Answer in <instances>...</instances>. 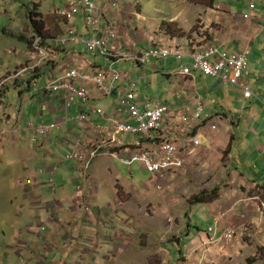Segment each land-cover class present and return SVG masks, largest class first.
Returning a JSON list of instances; mask_svg holds the SVG:
<instances>
[{
    "label": "crops",
    "instance_id": "0c3cea01",
    "mask_svg": "<svg viewBox=\"0 0 264 264\" xmlns=\"http://www.w3.org/2000/svg\"><path fill=\"white\" fill-rule=\"evenodd\" d=\"M214 2L215 0H180L176 2L175 8L173 6L169 8L171 14L169 16H163L161 20L153 18L155 14L150 9V7L147 9H141L145 19L132 20L126 31L121 30L119 32V41L124 47L135 49H138L142 45H147L148 42L146 41L148 39H152L155 42L162 41L161 44H179L187 48V34L191 32L197 25H201V23H199V16L205 15L209 19L212 18L215 21H222L224 23V32L222 33L221 30L217 31L215 33L214 39L223 43L225 45V49H227L229 53L234 52L239 45L245 44L247 40L251 48V43L255 41V38L250 33L251 30L259 26V24L264 26V23L260 22V18L254 14L256 17L255 21L243 19L241 14L248 11H243V13H240L237 6L233 5V3L236 2L235 0H216V6L221 5L222 12H218L217 9H209L206 7L212 6ZM228 3L231 5L230 8L227 6ZM260 9H262L260 8V5H257L256 11ZM176 11L179 12L178 15L174 14ZM233 16H236V18L233 19ZM171 22L177 23L178 25V28L175 30V36H171L168 33L173 29V27L165 28L167 24ZM192 36L194 35L192 34ZM203 39L204 38H201L200 40L202 41ZM261 42L263 56L262 60L261 62L257 63V66L253 65L254 73L250 74L249 76H251V79L247 80L250 88L253 89L254 93L256 94L255 97L262 96L260 93L264 91V70L257 73L255 72L259 64L261 69L264 67V39H262ZM18 48H23V46L20 45ZM23 49H25V47ZM86 53L87 52L85 51V48L79 46L77 43H68L65 47V50H61L57 55L58 57L51 64L47 63L37 75L46 74L45 76H47L51 74L60 76V74L62 75L65 71H67L69 68L68 65L74 63H77V65L83 63H94V65L87 66L86 72L92 74L97 73L99 68L96 65L101 64V59L99 58V60L98 58H95V56H90L91 58H88L87 54L89 53ZM11 57L22 60L26 56L25 52H23L22 55H13ZM11 64H13L12 60H10V65ZM154 66L158 67L159 74L168 78L169 81H171L173 78H176L177 80L173 87L165 89L164 98L158 97L167 101L172 110L176 113L180 109H187L189 104L192 105L193 85L191 84L190 80L187 81L185 77L170 74L180 67V63L176 60H164L160 63H154ZM123 73H125L123 81H126V77H128L127 80H130L129 73ZM197 75L198 73H196V76ZM43 78L44 76L39 79V82H42ZM143 79L146 78L141 77L135 81H138L139 83V81H143ZM89 85L94 88L92 84ZM223 87L225 86L218 85L214 90H212V92L215 94H218L219 92L221 93ZM231 88V86H227L222 90L226 98H234L235 94L231 95ZM22 89L23 87L20 83L10 84L4 94H1L0 98V102L3 104H8L9 102L7 101L15 104L11 105L12 108L9 107L7 109H5L4 105L0 106V155L8 157L12 162H15L16 160L20 161V157L22 156V146L20 145L22 140L21 135L30 134V141L32 137V132L26 129L25 124H19L17 126L14 122V117L17 115L18 111V109L15 107L19 108V104L21 103L22 109L24 108V110H26L28 105L32 103L20 102L17 99V94H19ZM177 92H181L184 95V98L177 99V97H175V93ZM94 94L95 96L92 99L95 101L93 103L99 107H103L100 105L101 101L105 99L103 95L100 93ZM148 97L150 96H144L142 98V102ZM21 100L26 101L27 98H22ZM75 105L77 107L80 106L77 101ZM104 108L111 115L117 113L116 105L108 103ZM241 110L242 107L238 112L239 119H242L243 113ZM217 113H220L222 116L223 112ZM61 116L63 117L60 96H55L50 98L46 104L38 103V100H35L31 107L30 120L27 121H33L37 124H42L54 119H59ZM88 116L90 122H102V124H105L97 117L96 114L88 113ZM226 117L227 114L225 118ZM24 118L26 117L24 116ZM228 118L230 117H227V119ZM233 119L235 120V122L233 121L235 124L231 126H237L239 122L236 121L235 117ZM68 125L71 126V129L67 130L64 134L58 133L61 132L63 127L59 131L55 132L52 138H50L49 141L45 143L44 149L42 151L35 150L31 143L29 144L30 146L28 149L30 150L26 155L28 157V162H33V166L35 168L34 171L28 175L25 181L20 183L21 188L19 190V194L15 197V199L17 198L16 201L12 200V195L17 194V192L14 191L16 186L14 183L15 177L13 171L10 168H2L0 166V213L2 214V221L3 216L6 215L8 209L12 210V208L16 207L18 213H20L23 207H25L24 205H20V201H25L27 202L28 206L26 210H37L39 212L38 216L44 217L47 220L48 228L50 230V232L44 234V237H40L38 235L40 232V227L36 230V232H33L32 229L34 226L30 223H27L28 220H25V223L22 225V232L18 235H15V244L12 247L13 249L17 247L16 254L19 257L21 252L28 248V240H30L31 244L36 242L40 246L38 250L33 251L32 255L28 257V264L31 262V264H41V250H48L51 253L53 251L51 248L52 245L58 249L59 239L62 241L66 239H73L77 241L78 237L71 234L72 229H75L76 226H78V228L80 227L77 219L84 217L86 222H88L86 223L87 226L92 228L91 226L93 222L98 223L99 221V224H102L103 218H109L111 211H114L113 213L117 214L122 210L121 208L123 206L128 205L123 203V200H121L123 195L122 192H124L126 189L122 186L121 176L114 169V161L110 158L106 156L99 157L92 164L89 171V178L87 180L82 179L79 181L80 177L78 172L80 171V167L78 165H69L67 168L64 166V157H61L59 153H67L69 145L75 141L80 128V125L74 121H70L65 126ZM190 126H194L192 128V132L198 134L199 137L201 134L211 131L209 128H196L195 124ZM229 129L230 145L228 148L222 146V142L218 139V137L214 139L213 143L215 148L220 149V152H218L219 155L217 157L214 155L213 157L210 156L208 153L209 150L202 148L201 144V146L198 147L194 153L185 154L186 164L184 169L180 170L179 172H170L166 177L168 183H174L176 186H184L183 190L189 193V199L187 202L188 206L191 204L204 203L206 204L207 209H210L211 212L215 213L214 218H219V222L217 224L213 223L207 227V234L199 236V240L202 242H216L217 244L221 245L219 248L220 253L221 249L224 248V245L227 244L221 239L222 233L227 227L233 226L237 231L235 243L238 242L240 245V254L245 255L244 247L248 244L246 239L247 236L245 235H247L248 232L253 229H261V236L259 235V237L264 241V148H262L264 143L262 142L261 144H257V138L251 139L256 143L255 146L257 147V150H259V153H262L261 156L258 155L256 158L251 156L248 161L241 160L243 163L235 164V159L231 158V149L233 147L231 144L235 140L236 136L233 134L230 127ZM254 132L257 131L254 129L253 133ZM262 132L263 131L261 129L257 133L262 134ZM189 134L190 133L185 131L183 127H180L178 121L175 120L173 124L169 125V128L165 126L164 130L161 131L157 136L161 138L167 137L175 144H180ZM86 136L90 142H93L96 139V136L90 130L86 132ZM49 144L52 145V148L49 147ZM108 160L113 162H109L106 169L104 164ZM41 167L46 168V173L38 174L37 170ZM101 167L105 173H101ZM53 168L56 170L55 176L57 183V191L54 194L47 185L49 171H51ZM23 170H28V167L23 168ZM207 172H211L210 182L208 183H212V187L208 190L205 188L204 190L212 194V198L205 202H192V195L203 190L202 180ZM94 174H105V176L110 179L115 187H117V184L119 185L117 187V199L114 200L115 205L112 206V204H110V208L107 207L111 211L100 205L102 206V209L105 210V214H103V210L99 206L94 205V208H97L96 214L92 209L93 202L96 200L94 193L99 189L97 177ZM28 181H31V183L28 184ZM68 183H70L72 187L69 195H67L66 191V186ZM79 185L81 190L91 198V203L88 207L81 205V203L78 204L73 197ZM215 188L218 189H216V191L213 193L212 190ZM59 194H64V197L61 198V201L57 199V195ZM53 200L57 202V208L56 206L51 205ZM115 206H117V208H115ZM125 209L126 213L129 214L130 212L128 208L126 207ZM66 211H69L72 214L74 221H71L70 217H68V223L63 224L61 221L57 220V218H63V214H66ZM59 215L61 216L58 217ZM19 216L24 218L22 213ZM74 222L75 225L71 227V230L68 231L65 229L63 232V226H71ZM197 226L199 227V225ZM211 227L215 230L210 231ZM112 240L113 237H107V243H112ZM88 241L92 242L93 237H88ZM114 250L117 253L122 252L117 244L114 246ZM243 258L244 260L248 261V257L243 256Z\"/></svg>",
    "mask_w": 264,
    "mask_h": 264
},
{
    "label": "rangeland",
    "instance_id": "374dc122",
    "mask_svg": "<svg viewBox=\"0 0 264 264\" xmlns=\"http://www.w3.org/2000/svg\"><path fill=\"white\" fill-rule=\"evenodd\" d=\"M52 1L24 0V5H21L20 2L18 6H15V4H11V0H0V47L9 45L12 48L9 50L10 57L7 58V62L13 61L10 67H14V64L19 63V59L12 58L11 56L22 55L23 53V49L18 48L21 43L14 41L13 35L18 32L26 38V29L28 28V24L31 23L27 19L28 15H30L28 11L33 7V11L37 12L35 17L38 14L43 15L47 22L50 23L52 15L47 13V11ZM134 1L130 0V2ZM148 1L139 0V3L146 9L151 4ZM153 1H157L155 2L158 5L156 8L157 13H160L162 16H169L171 14L169 8L171 6L175 8L176 2L180 0ZM235 1L233 5L237 6L240 13L248 11V3L245 0ZM17 2L19 1H14V3ZM257 2H259L262 9L256 11V16L260 18L261 23H264V0H257ZM229 5L228 3L227 6ZM62 6L65 7L66 4L63 3ZM174 14L178 15L179 12L176 11ZM250 33L255 38V41L251 43L252 55L249 61V72L253 74V65L257 66V63L261 62L263 57L261 41L264 39V26L259 24ZM21 42L25 41L22 40ZM1 51L4 53V50ZM87 56L91 58L90 56H93V54H87ZM99 58L101 61L106 62L103 57ZM160 62V60L152 61L145 64L142 68H139L134 62L117 64L116 67L121 72H127L130 75V80H127L128 77H126V81L122 82L124 83L122 86L130 87L133 81L145 77L147 80L143 79V81H139L135 91L136 95L164 98L165 89L173 87L177 80L173 78L169 81L168 78L159 74L158 67H155L154 63ZM263 70L264 67L261 69L259 64L255 72ZM196 79V87L202 97L205 113L214 116L217 111L216 107L226 104L229 108L222 109L226 112L227 117H229V111H231L236 121L239 122L237 126H231L235 124V120L233 122L229 121L227 117H221L219 128L216 131H207L200 135L201 147L209 150L210 156L213 157L214 155L217 157L220 149L215 148L214 139L218 137L222 142V146L228 148L230 145V127L236 136L231 144L233 146L231 158L235 159V164L243 163L241 160L248 161L251 156L255 158L258 155L261 156L262 153H259V150L255 146L256 143L251 139L257 138V144L264 143V91L260 93L262 96L244 101L242 92L232 87L231 95L235 94L234 98L231 99V97L226 98L224 96V99L220 100L218 94L212 92L219 85L216 78L198 74ZM250 79L251 76L247 78V80ZM43 83L40 82L39 85ZM222 90L221 94H223ZM116 101L117 98L114 95L103 99L100 105L105 107V105L110 103L118 106ZM32 105L33 102L28 105L26 110L24 108L21 110L20 115L25 116L26 120H30ZM241 107L243 114L242 119H239L238 112ZM53 122L64 124V118L61 117L53 120ZM108 124L111 125V122H108ZM69 129H71L70 125H63L61 132L58 133L64 134ZM254 129L257 132L262 129L263 132L262 134L253 133ZM120 137L128 143H133L140 139L139 136L132 134H122ZM21 138L22 156L20 157V161L16 160L12 162L8 157L0 155V166L2 168H10L15 177L14 183L16 188L14 191L17 194L12 195L13 201L17 200L15 197L19 194L20 183L24 182L35 168L33 162H28L26 155L30 150L28 149L30 146V134H23ZM49 147L52 148V145L49 144ZM59 154L61 157H65L66 152H60ZM109 162L113 161L108 160L105 162L104 167L106 169ZM114 164V169L121 176V184L126 189L122 192L121 200L128 205L123 206L119 213H113L114 211L109 209V205H115L114 200L117 199L118 188L113 185L105 174H94L97 177L99 189L94 193L96 200L93 202L92 209L96 214L97 208H94V205L99 206L101 209L102 206L105 208L109 207L107 210L111 211V215L109 218H103L102 224H99V221L98 223L93 222L92 228L87 226L86 223L88 222H86L84 217L77 219L80 225L79 228L76 226L75 229L71 230L75 222L71 226H63V232L65 229L71 230V234L76 235L78 240L66 239L62 241L59 239L58 249L52 245L53 251L51 253L48 250L44 251L42 249L41 264H264V241L259 237V235L261 236V229H253L245 235L248 241V244L244 247L245 255L240 254V245L238 242L235 243V240L232 243L225 244L219 253L221 245L216 242H202L199 240V236L207 234V227L212 225L215 219V213L207 209L206 204L197 203L188 206L189 193L183 190L184 186L168 183L167 177L166 179H162V187L159 188L158 179L143 167L142 162H135L131 167V172H129L128 166L122 162L114 161ZM69 165L70 163H65L64 166L67 168ZM27 167L28 170H23V168ZM101 173H105L102 167ZM210 178L211 172H207L202 180L203 190L205 188L208 190L212 187V183H208L210 182ZM71 190V184L68 183L66 186L67 195L70 194ZM63 197L64 194L57 195V199L60 201ZM20 205L25 206L20 213H18L16 207L12 208V210L8 209L6 212V215H8L3 216V221L1 219L2 214L0 213V264H28V257L32 255L33 251L40 248L36 242L31 244L30 240H28V248L21 252L20 257L16 254L17 247L13 249L12 246L15 244L16 239L15 235L22 232V225L25 223V220H28L27 223L34 226L33 232H36L40 227V232L38 233L40 237H44L45 233L50 232L47 220L44 217L38 216L39 212L37 210H26L28 206L25 201H20ZM126 207L130 212H128L129 214L126 213ZM21 213L24 218L19 216ZM103 214H105V210H103ZM68 217H70L71 221H74L69 211H66V214H63V218H59V220L63 224L68 223ZM41 227H45L46 231L41 230ZM90 236L93 237L92 242L88 241V237ZM107 237H113L112 243H107ZM116 244L122 252H115L114 246ZM243 256L248 257V261L244 260Z\"/></svg>",
    "mask_w": 264,
    "mask_h": 264
},
{
    "label": "clouds",
    "instance_id": "9594fccd",
    "mask_svg": "<svg viewBox=\"0 0 264 264\" xmlns=\"http://www.w3.org/2000/svg\"><path fill=\"white\" fill-rule=\"evenodd\" d=\"M12 5L15 4V6H18V4L21 2V5L24 0H21L20 2L14 3L15 0H11ZM39 2L42 0H38ZM56 1V2H55ZM248 2V12L241 14V17L245 20H252L255 21L256 17V10H257V5L259 3L257 0H246ZM123 2V4H121ZM150 4V9L153 11L155 14L153 18L161 20L163 16L160 13H157V4L153 0L148 1ZM63 3L66 4L65 7H63ZM155 4V5H153ZM254 5V7H251V5ZM24 5V3H23ZM147 7V8H149ZM209 9H217L218 12L221 11V5L216 6V0L212 6H206ZM231 5H229L228 8H230ZM49 10L47 13L52 15L50 23L47 22V20L43 17V15H36V11L34 12V8L32 7L28 12H30L27 17V19L31 22L28 24V28L26 29V38H24L22 35H20L18 32H16L15 35H13V40L18 41L21 43L23 48V52H25V58L22 60H19V63L14 64V67H10V63L7 62V58L10 57V49H12L9 45L7 46H1L0 50H4V53L2 51L0 52V98L1 94H4V92L7 90V87L10 84H15V83H20L21 86L23 87L22 91L17 94V99L20 102H34L35 100H38V103L41 104H46L50 98H53L55 96H60V103H61V110L63 113V118H64V124H59L57 122H53V120L42 123V124H37L33 121H27L24 116H21V109H22V104H19V108L15 107L18 109L17 115L14 117V122L18 126L19 124H25L26 129L30 130L32 132V137H31V145L33 148L37 151H42L44 149L45 143L49 141L50 138H52L53 134L57 131H59L63 125H66L70 121H74L77 124L80 125L79 128V133L76 137V139L82 134V129L85 128L84 131V136H86V132L90 130L91 125L94 124H100L104 127L109 126L108 122L109 120H102L105 124H102V122H90L88 113L92 114L93 111L91 110L90 106H94L97 108H101L102 111L106 114L108 118L117 116L118 113L121 110V106L119 105V99L117 96V90L125 92L128 89H131L134 96H135V101L136 105L139 107L140 110H145V106L147 104H151L149 107L150 109H155L156 106L154 103L161 101L166 104L168 107V112L165 113L160 121V127L154 130H150L149 132L146 133H139V134H132V133H124L123 135L126 134H132V135H137L140 137V139L136 142L133 143H128L127 141L123 140L120 137V140L122 144H124L125 147L131 149L132 153H127L131 154L132 156L135 155L136 153L142 151H149L153 155L155 154V157H158L161 155L164 151L163 147L166 144H172L174 147L179 148L181 150V157L183 159V166L182 167H177V168H169L165 171H163L161 174H158L157 176H154L151 172V174L158 179V187L161 188L162 184L161 181L162 179H166V176L170 172H179L180 170L184 169L185 164H186V159H185V154L186 153H194L198 147L201 146L202 142L200 140V137L198 134L192 132V128L194 125L196 128L200 129H205L209 128L211 131H216L219 128V120L221 117L226 116V112L223 111L222 108H229L227 105H219L216 107V112L214 116L209 115L208 113H205L204 109V103L202 101V97L199 91L197 90L196 87V81H197V76L196 73H198L201 76H208L212 78H216L219 82V85L221 86H231L233 88H237L242 92L244 101H247L249 99H254L255 93L254 91L250 88V85L247 81V78L250 75L249 72V61H250V56H251V48L249 45L248 40L246 41L245 44H241L238 46V48L232 52L229 53L227 49H225V45L221 42H218L214 39L215 33L219 30L224 32L225 26L222 21H215L212 18H207L205 15H200L199 16V23L201 25H197L191 32L187 34V40H188V47H184L183 45L179 44H161L162 41L155 42L152 39H148L146 42L147 45H142L138 49L135 48H130V47H124L122 43H120L119 38V32L121 30L126 31L130 22L132 20H144L145 16L143 15L141 9H145L140 3L139 0H135L134 2H130V0H53L49 6ZM146 8V9H147ZM19 11V9H18ZM27 12V11H26ZM24 13V12H23ZM157 13V14H156ZM226 13V12H225ZM165 16V15H164ZM236 18V16H233V19ZM44 20L45 23L44 25L41 24L42 30L39 33H36L33 31V26L32 23L36 22L38 20ZM22 20V19H21ZM25 20V19H24ZM163 25V24H162ZM161 25V26H162ZM160 26V27H161ZM168 27H173L171 31L168 33L171 36H175L176 32L175 30L178 28L177 23L171 22L168 23L165 28ZM82 29V30H80ZM192 34L194 36H192ZM201 38H204L202 41L200 40ZM25 42H21V41ZM77 43L79 46H82L85 48V51L89 54H93L95 58L103 57L106 62H102L101 64L96 65L99 70L97 73H87V66L88 65H94V63L91 64H70L68 65L69 68L67 71H65L62 75L56 76V75H37L41 72V70L44 68V66L47 63H52L58 56V53L62 50H65V47L67 46L68 43ZM27 45V46H26ZM148 46V47H147ZM241 48H247L249 50L248 54V61H247V73L243 75L240 85H232L229 83H223L220 81L218 76H213L210 74H206L200 69H195L191 68L190 73L187 75H183L181 71L190 66L192 63V58L190 57V54L192 53H197L201 52V55H205L206 52L208 51H213L217 49L219 52H226L228 54H235L239 49ZM52 51V55L50 58L46 60H41L40 58V50L47 51L49 50ZM150 51H158L159 53L164 52L166 55H156V56H149L146 58L143 62L138 60V57L144 56L147 52ZM124 55H129L126 58H124ZM120 57H122L124 60H121ZM217 57L211 56L209 59H216ZM40 59V61H39ZM164 61V60H176L180 63V67L170 73L171 75H178L181 77H185L187 81L190 80L191 84L193 85L192 87V92H193V98H192V105H188L187 109H180L176 112H174L171 108V106L168 104L167 101L164 99H160L159 97L154 98L152 96L148 97L142 102V96L136 95L135 91L138 85V81H133L130 85V87H125L122 86L124 83V76L125 73L121 72L119 68L116 67L117 64L123 63V62H134L136 65H138L139 68H142L145 64L150 63L152 61ZM110 67L116 69L121 73V78L117 80L118 82L115 83V89L111 94H106L104 93L98 86L91 82H87L81 79H67L65 81H62L61 83L64 82H69L71 83L75 88L77 87H84L86 90L90 93L88 103L87 105L82 104L78 98H74L71 102V109L66 113L64 111V99L68 98L70 93L65 90H59V91H53L50 87L52 82H57L61 81L63 78L66 77V74L68 73L69 70L73 68H82L88 74L89 76H99L102 74H106V72L109 71ZM156 67V66H155ZM5 71V72H3ZM3 75V76H2ZM44 76L43 81L44 82L42 85H39V79ZM186 81V82H187ZM81 82V83H79ZM92 84L94 88L89 85ZM249 93V95H246V88ZM94 93H100L103 95L104 98H109L112 96H116L117 101L116 103V109L117 113L114 115L109 114L104 107H99L95 105L93 102L95 101L92 99L95 94ZM218 96L220 100L224 99V95L221 94L220 92L218 93ZM175 97L177 99H183L184 95L181 92L175 93ZM22 98H27L26 101H22ZM76 101L80 104V106H76L75 103ZM9 102L8 104H3L0 102V106L4 105L5 109L7 108H12L11 105L14 103ZM15 105V104H14ZM216 105V103H215ZM221 109V111H220ZM88 112V113H87ZM217 112H223L222 116L220 113ZM198 113V116H195V114ZM94 114V113H93ZM73 115V116H72ZM79 115L84 116L85 122L84 124L79 123L75 118ZM62 117V116H61ZM60 117V118H61ZM184 117H190L189 121H184ZM229 121H234V116L231 114V111H229ZM56 120V119H54ZM177 120L178 124L180 127H183L185 131L189 132L190 134L184 138V140L180 144H175L174 142L170 141L167 137L161 138L157 136L161 131L164 130L165 126L169 128V125L173 124L174 121ZM19 121V122H17ZM49 123H57L59 124V128L52 130L51 132L47 133L44 136H41L40 134L37 133V130L39 127L47 125ZM211 124L216 125V129H212L211 127H208ZM122 135V134H121ZM143 136V137H142ZM75 139V141H76ZM198 140L199 143L198 145H195L193 143V140ZM74 141V142H75ZM73 142V143H74ZM72 143V144H73ZM69 145V149L67 153L65 154L64 157V162L69 163L66 161V155L68 152L71 150V145ZM101 156H106L110 158L113 161H117L113 159L111 156L108 154H100L97 156L94 160ZM90 163V167L88 170H83L80 167V171L78 172V175L80 177L79 181L84 179L87 180L89 178V171L90 168L93 164V161ZM119 162H122L119 160ZM138 161H134L131 164H126L129 168V172L132 171V165ZM142 162V161H139ZM143 167L147 169L145 166V163L142 162ZM70 165H73L70 163ZM76 166V165H74ZM46 168L41 167L38 168L37 172L38 174H43L46 173L45 171ZM55 168H53L51 171H49V177H48V182L47 185L51 192L54 194L57 191V183H56V176H55ZM168 181V180H167ZM78 182V181H76ZM28 184L31 183V181L27 182ZM119 185L117 184V187ZM119 193V192H118ZM197 194V193H196ZM194 195V194H193ZM192 195V196H193ZM74 199L75 201L81 205L88 207L91 203V198L84 193L80 185L77 187L75 193H74ZM52 206H56L57 208V202L52 201L51 202ZM264 207V203H263ZM57 220H59L57 218ZM60 221V220H59ZM219 222V218H215L214 224H217ZM233 227V226H229ZM227 227V228H229ZM226 228V229H227ZM236 231V228L233 227ZM225 229V230H226ZM41 230H45V227H41ZM215 230L214 228H210V231ZM224 230V231H225ZM223 234V233H222ZM237 235V231L235 233V237ZM235 240V238L230 241L225 243H232Z\"/></svg>",
    "mask_w": 264,
    "mask_h": 264
},
{
    "label": "built area",
    "instance_id": "2783aa9c",
    "mask_svg": "<svg viewBox=\"0 0 264 264\" xmlns=\"http://www.w3.org/2000/svg\"><path fill=\"white\" fill-rule=\"evenodd\" d=\"M251 7H254L252 4ZM41 60H46L52 55V51L40 50ZM166 55L164 52L158 51L147 52L144 56L138 57V60L144 61L149 56ZM202 53H192V63L189 68H184L181 73L187 75L190 73L191 68L200 69L206 74L218 76L223 83H229L232 85H240V81L244 74L247 73V59L249 50L247 48L239 49L235 54H228L226 52H219L217 49L215 52L208 51L205 55ZM129 55H124L126 58ZM215 56L216 59H209V57ZM121 60H124L120 57ZM40 61V59H39ZM81 79L93 84L96 83L104 93L111 94L115 89V83L121 78V73L116 69L110 67L106 74H102L96 77L89 76L82 68H73L68 71L66 77L61 81L52 82L51 89L53 91L65 90L70 93L68 98L64 99V111L67 113L71 109V102L76 97L82 104L87 105L90 93L84 87L75 88L71 83L64 82L67 79ZM246 91H247V87ZM246 95H249L248 91ZM117 96L119 99V105L121 110L117 116L108 118L101 108L90 106L94 114L98 115L102 120H109L111 125L104 127L101 124H92L90 131L96 136L95 141L90 142L85 136V128L82 129V134L71 145V150L66 155V161L79 165L81 169L88 170L90 163L100 154H108L117 161H122L126 164H131L134 161H142L145 163L148 171L154 176L161 174L163 171L169 168H177L183 166V159L181 157V150L174 147L172 144H166L163 149V153L158 157H155L149 151H140L135 155L127 154L132 153L131 149L122 144L120 135L124 133H146L150 130H154L160 127V121L162 116L168 112V107L164 102L158 101L155 104V109H150L151 104L145 106V110H140L136 105L135 96L131 89L125 92L117 90ZM198 116V113L195 114ZM79 123L84 124L85 118L79 115L75 118ZM184 121H189L190 117H184ZM208 127L216 129L215 124H211ZM59 128L57 123H49L47 125L39 127L37 133L41 136L46 135L54 129ZM195 145H198V140H193ZM235 229L233 227L227 228L223 231L221 239L230 242L235 238Z\"/></svg>",
    "mask_w": 264,
    "mask_h": 264
},
{
    "label": "trees",
    "instance_id": "16d2710c",
    "mask_svg": "<svg viewBox=\"0 0 264 264\" xmlns=\"http://www.w3.org/2000/svg\"><path fill=\"white\" fill-rule=\"evenodd\" d=\"M19 2L21 0H18ZM23 5V3H22ZM45 21L44 20H38L36 22H33L32 23V26H33V31L36 32V33H39L41 32L42 30V27H41V24L44 25ZM216 189L218 188H215L212 190V192L214 193L216 191ZM212 198V194H210L208 191L206 190H202L201 192L197 193V194H194L192 196V202H205V201H208L209 199ZM179 248H181V246H179Z\"/></svg>",
    "mask_w": 264,
    "mask_h": 264
}]
</instances>
